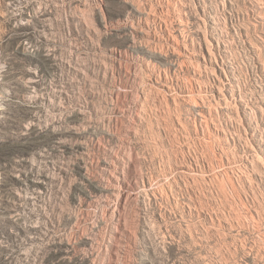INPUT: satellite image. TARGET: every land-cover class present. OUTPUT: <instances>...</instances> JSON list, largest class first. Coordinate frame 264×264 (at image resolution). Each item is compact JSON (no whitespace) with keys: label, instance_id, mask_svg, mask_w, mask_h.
Here are the masks:
<instances>
[{"label":"rangeland","instance_id":"374dc122","mask_svg":"<svg viewBox=\"0 0 264 264\" xmlns=\"http://www.w3.org/2000/svg\"><path fill=\"white\" fill-rule=\"evenodd\" d=\"M183 1L0 0V264H264V0Z\"/></svg>","mask_w":264,"mask_h":264},{"label":"bare ground","instance_id":"6f19581e","mask_svg":"<svg viewBox=\"0 0 264 264\" xmlns=\"http://www.w3.org/2000/svg\"><path fill=\"white\" fill-rule=\"evenodd\" d=\"M164 1V0H163ZM168 2H171L175 9H176V12L178 14V19H179V23L182 25V28H181V31L183 30V32H185V26L187 25L188 23V20H189V17L187 16L186 12L184 11V7H185V2L183 0H167ZM161 22V23H160ZM160 22L158 23L159 26L161 27H166V20L165 19H162L160 18ZM164 24V25H163ZM168 30V29H167ZM241 30V29H240ZM173 34H171L169 31L167 33V41H168V44L169 46H172V50L175 48L176 45H179L178 43L179 42H176V40L178 39H175L173 38L172 36ZM174 42L176 43V45L174 46ZM241 42L242 43H245V40L244 39H241ZM217 45H219V43L217 42ZM179 48V47H177ZM184 48V46H183ZM186 49V47L184 48ZM199 49H200V52H202V58L204 60V63H205V67L208 68L207 66H212V63H217V59L216 57H214V55L210 52H208V55H205L203 53V49H204V45L202 43H199ZM176 50V49H175ZM174 50V51H175ZM180 50V49H179ZM180 52L183 54L184 52L180 50ZM186 55V53H184ZM189 58V57H188ZM195 68V67H194ZM204 68V67H203ZM210 68V67H209ZM199 72V71H198ZM201 72V71H200ZM207 73V72H206ZM212 74V73H211ZM192 80L194 81V83H192ZM192 80H188L187 82H184L185 84V88L187 87H192L193 89H195L197 86V79L196 78H193ZM220 80V79H219ZM215 81V80H214ZM177 82L176 81H173V80H169L168 78H165L161 81H157L156 79L154 80V82L152 83V85L154 86V90L157 91V94L160 95L161 98H167L168 96L171 97L173 99V101L175 102V97H176V91H175V87H178V85H176ZM218 84V83H217ZM198 85V84H197ZM212 85V84H211ZM214 85V84H213ZM205 86V85H204ZM209 86V85H208ZM198 87H200V84L198 85ZM203 87V85H202ZM206 87V86H205ZM213 87V86H212ZM218 88V87H217ZM192 90V89H191ZM198 92H201V89H197ZM188 92H191L188 90ZM221 92V91H220ZM222 93V92H221ZM189 96L187 97V101L189 100L191 102L192 105L194 106H199V107H204L202 104H204V101H202V97H200V99H197L195 97H192V95L188 94ZM200 95V93H199ZM194 96V95H193ZM199 97V96H198ZM224 97V96H222ZM223 100H225V102L227 101V98L224 97ZM247 101V100H246ZM245 105V104H244ZM206 106V105H205ZM209 105L207 104V107ZM226 106V105H225ZM228 106V105H227ZM248 106V105H247ZM209 108V107H208ZM208 111L210 112V110L208 109ZM198 114L200 116H202V113L201 112H198ZM203 120V119H202ZM204 121V120H203ZM208 127V126H206ZM218 128H216L217 130ZM217 132V131H216Z\"/></svg>","mask_w":264,"mask_h":264}]
</instances>
